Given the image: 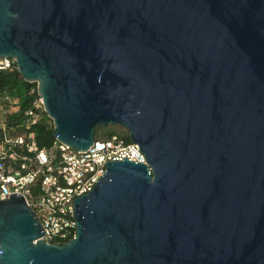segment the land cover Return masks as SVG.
I'll list each match as a JSON object with an SVG mask.
<instances>
[{
	"label": "water",
	"instance_id": "water-1",
	"mask_svg": "<svg viewBox=\"0 0 264 264\" xmlns=\"http://www.w3.org/2000/svg\"><path fill=\"white\" fill-rule=\"evenodd\" d=\"M0 57L38 83L61 143L124 126L62 245L0 202V264H264V0H0Z\"/></svg>",
	"mask_w": 264,
	"mask_h": 264
},
{
	"label": "built area",
	"instance_id": "built-area-1",
	"mask_svg": "<svg viewBox=\"0 0 264 264\" xmlns=\"http://www.w3.org/2000/svg\"><path fill=\"white\" fill-rule=\"evenodd\" d=\"M15 70L16 58L0 57V73ZM31 84L37 85L30 88L35 98L19 118L12 117L20 112V99L3 95L13 109L0 113V202L11 194L23 195L45 231L40 239L62 245L77 237L74 199L93 189L107 171L106 162L124 160V156L135 162H146V158L139 144L121 134L96 138L87 151L58 139L41 147L32 128L48 114L38 83Z\"/></svg>",
	"mask_w": 264,
	"mask_h": 264
},
{
	"label": "trees",
	"instance_id": "trees-1",
	"mask_svg": "<svg viewBox=\"0 0 264 264\" xmlns=\"http://www.w3.org/2000/svg\"><path fill=\"white\" fill-rule=\"evenodd\" d=\"M37 86L36 84H31L24 80L18 70L10 72H1L0 73V95L8 94L10 96L19 98L21 101L20 112L15 114L12 118L21 117L24 112L32 105V102L35 98V95L30 93V88ZM46 119H51L46 115ZM44 120L35 125L32 129L35 131L37 140L41 147L51 146L56 137L54 135V123L49 124L48 121ZM118 134L117 132L107 133V137ZM127 140H130L129 135H124Z\"/></svg>",
	"mask_w": 264,
	"mask_h": 264
},
{
	"label": "rangeland",
	"instance_id": "rangeland-1",
	"mask_svg": "<svg viewBox=\"0 0 264 264\" xmlns=\"http://www.w3.org/2000/svg\"><path fill=\"white\" fill-rule=\"evenodd\" d=\"M12 109H13V105L8 104V102L5 101L3 96H0V113L4 114V112H8L9 110ZM44 118L46 119V116ZM46 120L48 121L49 124H52L53 122L51 119H46ZM112 131L117 132L118 134L121 135L129 134L128 130L124 126H120V125L109 126V127L99 126L96 130L95 137L96 138L107 137V133Z\"/></svg>",
	"mask_w": 264,
	"mask_h": 264
}]
</instances>
